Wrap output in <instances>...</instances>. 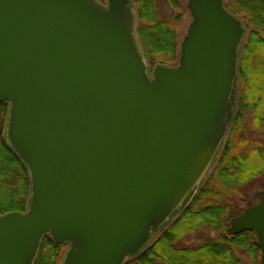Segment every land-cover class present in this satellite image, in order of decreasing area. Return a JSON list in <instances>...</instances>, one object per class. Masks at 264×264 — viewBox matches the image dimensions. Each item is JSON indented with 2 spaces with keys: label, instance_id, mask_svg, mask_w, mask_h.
<instances>
[{
  "label": "water",
  "instance_id": "obj_1",
  "mask_svg": "<svg viewBox=\"0 0 264 264\" xmlns=\"http://www.w3.org/2000/svg\"><path fill=\"white\" fill-rule=\"evenodd\" d=\"M175 65L149 74L131 0H0L5 140L26 165L24 212L0 214V264H33L44 234L61 264H123L186 208L235 107L243 22L223 0H186ZM255 233L264 194L228 222Z\"/></svg>",
  "mask_w": 264,
  "mask_h": 264
},
{
  "label": "trees",
  "instance_id": "obj_2",
  "mask_svg": "<svg viewBox=\"0 0 264 264\" xmlns=\"http://www.w3.org/2000/svg\"><path fill=\"white\" fill-rule=\"evenodd\" d=\"M165 1L171 7L169 15L161 11L158 0H131L150 67L179 60L177 26L186 7L182 0ZM223 2L246 30L235 82L237 106L228 135L190 204L175 211V217L123 264H260L255 233H231L227 228L233 216L253 204L245 200L244 187L264 180V142L252 137L253 131L264 128V0ZM7 115L8 102L0 99V214L25 211L30 193L27 167L5 140ZM191 237L195 244H180ZM67 244L46 233L33 264H61Z\"/></svg>",
  "mask_w": 264,
  "mask_h": 264
},
{
  "label": "rangeland",
  "instance_id": "obj_3",
  "mask_svg": "<svg viewBox=\"0 0 264 264\" xmlns=\"http://www.w3.org/2000/svg\"><path fill=\"white\" fill-rule=\"evenodd\" d=\"M182 2L184 3V6L186 7V0H182ZM132 3V2H131ZM158 3H159V6L161 8V11L164 13V14H171V7L168 5V3L165 1V0H158ZM105 5V3H103ZM134 8V6H133ZM135 10V8H134ZM173 11V9H172ZM238 17V16H236ZM239 18V17H238ZM240 19V18H239ZM242 21V19H240ZM191 21V17H190V14H189V11L186 7V13H185V16L183 17V21L182 23L177 26V32H178V38H179V43L181 41V39L183 38V36L186 34L187 32V27L189 25ZM243 22V21H242ZM246 31V30H245ZM246 36V35H245ZM245 40V38H244ZM244 42V41H243ZM146 56V55H145ZM236 82V81H235ZM234 89H235V98H236V103H235V107L237 106V100H238V94H239V91L234 83ZM230 127V126H229ZM228 132H229V128L226 130V133H225V136H224V140L223 142L225 141L227 135H228ZM252 137H256V138H260L261 141L264 142V128L261 130V131H253L252 132ZM222 142V144H223ZM222 146V145H221ZM217 158V156H216ZM215 158V160H216ZM214 160V161H215ZM252 161H254V163L256 162V159L255 157L252 159ZM213 166V163L211 164L210 166V169L212 168ZM208 170V172H209ZM208 172L206 173V175L208 174ZM205 175V176H206ZM203 181V180H202ZM201 185V184H200ZM244 194H245V200H247L248 202H252V203H255L258 201L259 199V196L261 194H264V180L261 178H258L257 180L253 181V182H250L249 184H247L245 187H244ZM240 207H244L241 203H239ZM176 215V214H175ZM175 217V216H174ZM173 217V218H174ZM172 218V219H173ZM168 223V222H167ZM196 241L194 238H187V239H184L180 242V244H195ZM69 244H67V248H68ZM67 250V249H66ZM66 252V251H65ZM246 261H250L248 258H245Z\"/></svg>",
  "mask_w": 264,
  "mask_h": 264
},
{
  "label": "flooded vegetation",
  "instance_id": "obj_4",
  "mask_svg": "<svg viewBox=\"0 0 264 264\" xmlns=\"http://www.w3.org/2000/svg\"><path fill=\"white\" fill-rule=\"evenodd\" d=\"M235 111H236V108L233 109V117H234Z\"/></svg>",
  "mask_w": 264,
  "mask_h": 264
}]
</instances>
